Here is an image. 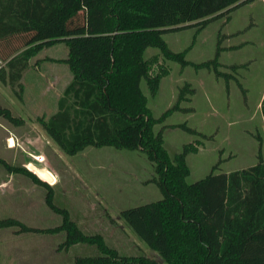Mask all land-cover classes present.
<instances>
[{
	"label": "trees",
	"instance_id": "trees-1",
	"mask_svg": "<svg viewBox=\"0 0 264 264\" xmlns=\"http://www.w3.org/2000/svg\"><path fill=\"white\" fill-rule=\"evenodd\" d=\"M250 0H0V42L27 33L24 47L10 46L0 51V81L10 87L18 84L28 57L43 46L62 41L66 55L56 58L67 64L69 80L57 98L56 109L37 120L49 137L65 152L73 154L86 146L109 145L138 149L152 162L154 182L160 196L127 206L119 211L123 221L154 249L167 264H264V157L260 136L256 161L241 168L213 172L216 163L203 176L188 182L186 154L196 150L198 138L184 142L170 155L160 129L154 125L174 110L188 111L180 104L194 89L187 81L179 87L175 101L154 116L140 87L144 79L153 93L166 69L157 65L155 55L144 56L147 46L180 66L206 68L227 87L236 77L237 67L221 68L219 52L241 43L220 45L218 32L212 57L192 61L185 57L187 47L170 48L162 33L195 26L201 29L211 19ZM264 2V0H263ZM228 18L226 15L225 19ZM264 120V92L259 101ZM0 115L13 124L23 118L0 106ZM185 131L205 136L185 121L169 123ZM264 136V124H263ZM8 173H22L44 187L43 200L60 214L58 224L31 226L12 216L0 217V227L15 231H64L60 246L75 242L92 243L96 254L74 256L59 264H159L142 252L120 254L99 231L85 232L66 205L54 201L50 183L40 179L23 164L0 157Z\"/></svg>",
	"mask_w": 264,
	"mask_h": 264
},
{
	"label": "rangeland",
	"instance_id": "rangeland-1",
	"mask_svg": "<svg viewBox=\"0 0 264 264\" xmlns=\"http://www.w3.org/2000/svg\"><path fill=\"white\" fill-rule=\"evenodd\" d=\"M226 15L228 18L225 19ZM226 15L209 20L201 29L188 26L165 31L162 37L173 50L187 47L185 57L192 61L213 56L218 32L224 35L220 45L241 43L237 48L222 49L218 59L224 70H229L226 64L244 63L234 72L243 91L232 78L225 87L224 80L206 68L180 66L177 61L162 57L155 47L147 46L144 51L146 57L155 55L152 73L159 64L166 69L153 93L149 92L144 79L140 81L154 116L175 101L184 81L194 89L193 93L186 94L188 100L180 102L191 107L190 110H174L154 125L155 129L161 130L163 144L170 155L184 142L199 139L196 150L185 156L188 164L185 180L188 182L203 176L214 163L213 172H220L255 162L256 135L260 136V151L264 157V120L259 110V100L264 92V2H243ZM13 36L9 44L0 42L1 52H6L10 46H17L16 50L24 47L23 41L28 34ZM66 51V45L57 41L43 46L35 54L60 58ZM33 59L29 60L18 84L10 87L0 81V106L10 108L24 119L20 124H13L0 115V157L13 164L28 167L31 163L46 169L52 176L48 183L53 187L54 201L66 205L83 231L101 232L106 242L120 254L142 252L157 259L159 264H167L119 214L124 207L160 196L152 162L138 149L109 145L86 146L73 154L65 153L36 117H47L57 107L56 101L66 79L62 71L56 77L53 70L65 67L67 80L70 71L62 60L51 61L52 64L44 60L38 67H33ZM46 65L51 66L52 71L44 69ZM180 121L205 136L169 125ZM38 155L41 159L36 158ZM43 195V186L25 174L6 172L0 164V217H16L38 227L58 224L60 214L45 204ZM64 235L63 230L18 232L12 227H0V264H59L77 255L98 252L94 244L86 242H75L64 248L59 245Z\"/></svg>",
	"mask_w": 264,
	"mask_h": 264
},
{
	"label": "crops",
	"instance_id": "crops-1",
	"mask_svg": "<svg viewBox=\"0 0 264 264\" xmlns=\"http://www.w3.org/2000/svg\"><path fill=\"white\" fill-rule=\"evenodd\" d=\"M31 58H34L33 60V67H38L42 62H44V60L45 61H47V62H49V63H51L52 64V62L51 61H55L56 60V58L57 57H55V56H52V55H48V54H42V55H37V53L35 54H32V55H30L29 57H28V62H27V66L30 64V62H29V60L31 59ZM36 59L38 60V61H36ZM1 60V59H0ZM1 63L3 64L4 63V60H2V62L0 61V65H1ZM50 64V65H51ZM67 65V64H66ZM27 66H25V68L27 67ZM24 68V69H25ZM68 68V67H67ZM24 69L22 70V72H21V77H22V73H23V71H24ZM44 69H48V70H50V71H52V67L51 66H49V65H46V66H44ZM69 70V69H68ZM60 71H62V74L65 76V82H63V84H62V87H63V85L69 80H67V78H66V69H65V67H63V66H59L56 70H53V73H54V75L56 76V77H59L60 76ZM260 101V100H259ZM13 140V139H12ZM55 176H54V180H55ZM33 181V180H32ZM34 182V181H33ZM34 183H37V182H34ZM37 184H39V183H37ZM39 185H41V184H39ZM42 186V185H41ZM86 227V226H85Z\"/></svg>",
	"mask_w": 264,
	"mask_h": 264
},
{
	"label": "water",
	"instance_id": "water-1",
	"mask_svg": "<svg viewBox=\"0 0 264 264\" xmlns=\"http://www.w3.org/2000/svg\"><path fill=\"white\" fill-rule=\"evenodd\" d=\"M28 167H30L32 170L29 169ZM28 167H26V168H28L29 170L34 172L39 178H41L44 181L50 182L49 180L52 179L51 174L46 169L39 167V166H35L31 163L28 164Z\"/></svg>",
	"mask_w": 264,
	"mask_h": 264
},
{
	"label": "bare ground",
	"instance_id": "bare-ground-1",
	"mask_svg": "<svg viewBox=\"0 0 264 264\" xmlns=\"http://www.w3.org/2000/svg\"><path fill=\"white\" fill-rule=\"evenodd\" d=\"M10 144H11V145L13 144V140H12V138L10 139Z\"/></svg>",
	"mask_w": 264,
	"mask_h": 264
},
{
	"label": "built area",
	"instance_id": "built-area-1",
	"mask_svg": "<svg viewBox=\"0 0 264 264\" xmlns=\"http://www.w3.org/2000/svg\"><path fill=\"white\" fill-rule=\"evenodd\" d=\"M36 158H37V159H38V158L41 159V156L38 155V156H36Z\"/></svg>",
	"mask_w": 264,
	"mask_h": 264
}]
</instances>
